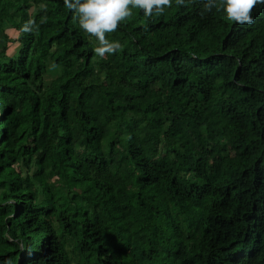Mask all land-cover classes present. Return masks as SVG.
Masks as SVG:
<instances>
[{
    "label": "trees",
    "instance_id": "1",
    "mask_svg": "<svg viewBox=\"0 0 264 264\" xmlns=\"http://www.w3.org/2000/svg\"><path fill=\"white\" fill-rule=\"evenodd\" d=\"M225 2L133 7L101 56L0 0V264H264V3Z\"/></svg>",
    "mask_w": 264,
    "mask_h": 264
},
{
    "label": "clouds",
    "instance_id": "2",
    "mask_svg": "<svg viewBox=\"0 0 264 264\" xmlns=\"http://www.w3.org/2000/svg\"><path fill=\"white\" fill-rule=\"evenodd\" d=\"M69 9L73 10L79 26L87 33L93 35L99 45L96 53L103 56L106 53L117 51L121 45L118 41H110L106 34L117 29L118 24L132 13L133 7L143 10L145 16L163 13L165 6L171 0H64ZM264 0H226L224 11L227 16L237 23H250L253 19L251 10L257 3ZM215 0H207L205 7L211 9ZM25 31L28 25L24 26Z\"/></svg>",
    "mask_w": 264,
    "mask_h": 264
},
{
    "label": "rangeland",
    "instance_id": "3",
    "mask_svg": "<svg viewBox=\"0 0 264 264\" xmlns=\"http://www.w3.org/2000/svg\"><path fill=\"white\" fill-rule=\"evenodd\" d=\"M8 33H9V35H13V34L11 33V31H8ZM13 33H14V32H13ZM11 47H12V46H11ZM12 48H13V47H12ZM101 69H104V70H105L106 68H105V67H101ZM45 78H46V79H48V78H49V76H48V75H46V76H45Z\"/></svg>",
    "mask_w": 264,
    "mask_h": 264
}]
</instances>
